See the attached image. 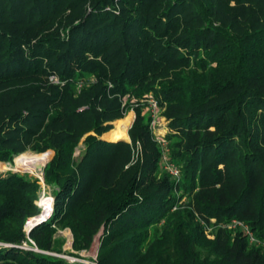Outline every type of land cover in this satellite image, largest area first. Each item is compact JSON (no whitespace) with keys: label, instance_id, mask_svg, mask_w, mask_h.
Segmentation results:
<instances>
[{"label":"trees","instance_id":"obj_1","mask_svg":"<svg viewBox=\"0 0 264 264\" xmlns=\"http://www.w3.org/2000/svg\"><path fill=\"white\" fill-rule=\"evenodd\" d=\"M130 110V141L107 140ZM28 150L54 207L27 234L40 179L0 171V264H84L54 254L65 229L78 253L102 230L96 264H264L227 228L264 240V0H0V162Z\"/></svg>","mask_w":264,"mask_h":264},{"label":"rangeland","instance_id":"obj_2","mask_svg":"<svg viewBox=\"0 0 264 264\" xmlns=\"http://www.w3.org/2000/svg\"><path fill=\"white\" fill-rule=\"evenodd\" d=\"M51 80H53L54 82H57V78L51 77ZM148 99L149 98L146 99L147 106L150 104V102H148ZM130 111L133 112V119H132L131 124H130V127H131L132 122H133V120L135 118V112L133 110H130ZM130 111H129V113H131ZM153 112L154 113L152 114L151 111L149 110V107H148V118H149L148 127H149L150 130H153L157 134L162 133L165 130H167V128H168V126H167V118L164 115V108H162V107H160L158 105L157 106V109H153ZM112 125H113L112 128L113 129L115 128V130H116V126H115L114 122H112ZM130 127H128V129ZM105 133L106 132H104L103 134H105ZM110 134H108L107 137ZM127 134H128V130H127ZM102 135H101V137L104 136V135L103 136ZM124 140L130 141L129 136H128V139H124ZM80 145H82V142H81ZM168 145H169V141H168ZM26 152H24V153H26V156H27V154H29V155H32V153H34L33 155L36 154V152H33L31 150H28ZM168 154L169 155L171 154L170 145H169ZM36 156H38V155L36 154ZM137 156H138L137 153H135L134 154V157H133V161H132L133 163H135L137 161ZM17 157H15L12 162H7V163L0 162V171H2V172H8V171L19 172L21 174H29L30 176L39 178L40 179V181H39L40 182V190H39V199H38V202L41 201L42 198L49 199V200H51L53 202V207H54V200H55L54 193H55V191H56L57 188L55 186H52V185H49V184L46 183V181H45V179L43 177V174H42L43 168H42V170L40 172H34V173L31 172V171H29V170L28 171H23L25 169H22V168H18L17 167ZM39 157H42L43 158L44 165H45L46 162H47L45 156L42 155V156H39ZM15 162H16V165H15ZM16 169H20L21 171H17ZM163 171H165V170H163ZM38 202L36 201L37 204H38ZM38 206H39V204H38ZM53 207H52V209H53ZM39 208H40V212H41V207L39 206ZM52 211L53 210H51V213H52ZM37 215L39 216L40 213L37 214ZM33 218H35V217H33ZM29 219L27 220V222L25 224V227H24V229L27 232V234H28V230H29V228H28V223L30 221ZM101 232H102V230H100L95 235V237L93 239V242L91 244V247L87 251L86 250H83V251H81V252L78 253V252H76L73 249V234H72L71 230L70 229L62 230L60 232V235L65 238V242H64V246H63V251L61 253H57V254L55 253V255L60 256L62 258H65L66 260H68L70 262H79V263H84V264H96L95 263V259H96V256H97V250H98V246H99V243H100V235H101ZM204 232H205V234H206V236L208 238H212V235L210 234V228L209 227L207 229H205ZM26 243L25 242L23 243L24 246H27V247L30 246L29 243H27V244Z\"/></svg>","mask_w":264,"mask_h":264},{"label":"built area","instance_id":"obj_3","mask_svg":"<svg viewBox=\"0 0 264 264\" xmlns=\"http://www.w3.org/2000/svg\"><path fill=\"white\" fill-rule=\"evenodd\" d=\"M148 102H150V104L148 105L149 110L153 114L154 113L153 109H157L158 103L152 97H149ZM167 131H168V128L164 132L157 134L156 132L151 130V132L153 134V138L156 141V143L158 144L160 151H161V164H162L163 170H165L170 175V177H172L175 181H178L181 177V170H180L179 165H177L175 162L171 161L170 155L168 154L169 145H168V140L165 138V133ZM138 150H139V148L136 151L137 154H138ZM211 221H214V219H211ZM227 228L228 229L240 228L243 231V233L246 235L249 243L258 244V245H261L262 247H264V240L263 241L258 240L254 236L253 232L248 228V226L244 222H242L240 220L232 219L227 224ZM29 241L31 243L30 246L27 247V246H24V244H23L22 247L25 249L40 251L32 239L29 238Z\"/></svg>","mask_w":264,"mask_h":264},{"label":"bare ground","instance_id":"obj_4","mask_svg":"<svg viewBox=\"0 0 264 264\" xmlns=\"http://www.w3.org/2000/svg\"><path fill=\"white\" fill-rule=\"evenodd\" d=\"M133 119V112L127 114V116L123 120H119L114 122L116 126V130L111 133L107 140L109 141H116L120 139H128L127 130L128 127L131 124V121ZM47 163V162H46ZM44 166V160L42 157L36 156V155H27L22 156L18 158L17 160V167L25 169L23 171H31V172H40ZM20 170V169H16ZM39 206L41 207V214L35 218H32L28 223V228H30L36 220H39L41 218H45L51 215V210L53 207V202L49 199L42 198L41 201L38 202Z\"/></svg>","mask_w":264,"mask_h":264},{"label":"water","instance_id":"obj_5","mask_svg":"<svg viewBox=\"0 0 264 264\" xmlns=\"http://www.w3.org/2000/svg\"><path fill=\"white\" fill-rule=\"evenodd\" d=\"M129 127H130V126H129ZM123 140H124V139H123ZM52 157H53V156H52ZM52 157H51V158H52ZM48 162H49V161H48ZM48 162H47V163H48ZM47 163L44 165L43 170H42L43 177H44V169H45ZM48 217H49V214H48V216L45 217V218H41V219H39V220H36V222H35V223L29 228V230H28V234H30L31 230H32L36 225H38L39 223H41V222L47 220Z\"/></svg>","mask_w":264,"mask_h":264}]
</instances>
